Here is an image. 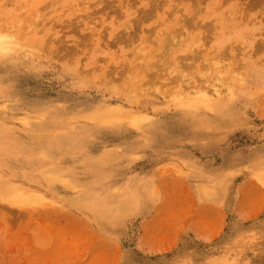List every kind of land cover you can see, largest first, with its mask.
<instances>
[{
	"label": "rangeland",
	"instance_id": "1",
	"mask_svg": "<svg viewBox=\"0 0 264 264\" xmlns=\"http://www.w3.org/2000/svg\"><path fill=\"white\" fill-rule=\"evenodd\" d=\"M0 28V264H128L144 214L196 210L160 264H264V0H0Z\"/></svg>",
	"mask_w": 264,
	"mask_h": 264
},
{
	"label": "crops",
	"instance_id": "2",
	"mask_svg": "<svg viewBox=\"0 0 264 264\" xmlns=\"http://www.w3.org/2000/svg\"><path fill=\"white\" fill-rule=\"evenodd\" d=\"M138 206L137 211H143L146 208V206L141 208L142 206L138 203H132L129 207L135 208ZM120 208L121 212L124 213L125 206L120 204ZM195 212L196 214L193 215L189 224L183 229H181L180 225L177 228L176 223L172 220H169L165 225L160 224L155 221L152 211L144 214L139 220V232L136 243L133 244L131 250H127L124 256L128 260V264H160L159 256L155 255L175 251L179 246L183 250H187L188 245L186 244H193L196 239H208L210 231L207 230V223L198 215L197 210ZM184 232L187 233L181 234ZM128 251L141 254L142 258L134 259L132 255L127 256Z\"/></svg>",
	"mask_w": 264,
	"mask_h": 264
},
{
	"label": "bare ground",
	"instance_id": "3",
	"mask_svg": "<svg viewBox=\"0 0 264 264\" xmlns=\"http://www.w3.org/2000/svg\"><path fill=\"white\" fill-rule=\"evenodd\" d=\"M19 37H16V35L12 32V30H1L0 28V51H11L14 50V48H18L19 46ZM21 43V42H20ZM216 90V89H215ZM178 167V166H177ZM257 173V172H256ZM255 174V173H254ZM20 190V189H19ZM36 191V190H35ZM24 194V193H23ZM22 194V195H23ZM9 195V194H8ZM44 195V194H43ZM11 196V195H10ZM9 196V197H10ZM18 196V195H17ZM21 196V195H20ZM16 197V196H15ZM14 197V198H15ZM12 199V198H11ZM28 199V197H26ZM43 207V206H42ZM61 241V240H59ZM58 241V242H59ZM57 243V242H56ZM55 243V244H56ZM59 244H61L59 242ZM56 246V245H55ZM60 246V245H59ZM55 248V247H54ZM56 250V249H55ZM58 252V251H57ZM56 253V252H53ZM58 254V253H57ZM59 256V254L57 255Z\"/></svg>",
	"mask_w": 264,
	"mask_h": 264
}]
</instances>
